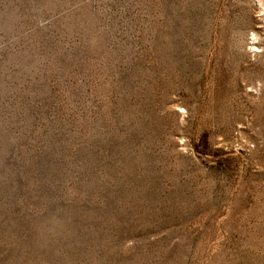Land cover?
<instances>
[{
    "label": "rangeland",
    "instance_id": "1",
    "mask_svg": "<svg viewBox=\"0 0 264 264\" xmlns=\"http://www.w3.org/2000/svg\"><path fill=\"white\" fill-rule=\"evenodd\" d=\"M0 264H264V0H0Z\"/></svg>",
    "mask_w": 264,
    "mask_h": 264
}]
</instances>
